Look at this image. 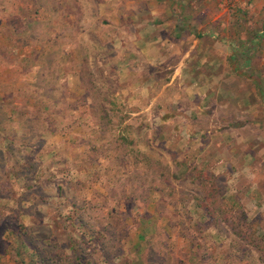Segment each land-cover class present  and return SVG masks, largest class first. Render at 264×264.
<instances>
[{
    "label": "rangeland",
    "instance_id": "obj_1",
    "mask_svg": "<svg viewBox=\"0 0 264 264\" xmlns=\"http://www.w3.org/2000/svg\"><path fill=\"white\" fill-rule=\"evenodd\" d=\"M254 2L198 3L219 17L213 34L212 17L199 24L219 43L213 64L197 58L206 99L176 84L130 115L145 103L116 96L102 44L120 23L111 11L143 10L140 0H0V25L39 29L35 46L0 49L12 67L0 74V264H264V30L246 18ZM209 124L211 137L195 129ZM199 168L224 183L221 214L212 179H194Z\"/></svg>",
    "mask_w": 264,
    "mask_h": 264
},
{
    "label": "crops",
    "instance_id": "obj_2",
    "mask_svg": "<svg viewBox=\"0 0 264 264\" xmlns=\"http://www.w3.org/2000/svg\"><path fill=\"white\" fill-rule=\"evenodd\" d=\"M140 1L145 6L143 10L127 9V11L122 12L121 9H116L111 11L113 16L118 17L120 23L114 29L115 35L102 44L107 49L109 48L108 50L110 51L105 63L106 66L110 65L112 67L110 78H113L119 85L118 91L115 93L116 96H123L128 104L134 99H141L145 103L144 106L136 110L127 108V112L130 115L148 113L154 104V102H150V98L156 99L162 96L163 93L168 95L169 92L175 89L176 84L182 91L181 96L185 95L188 97L193 93L194 95H199H195L196 97L202 98L201 96H203V99H206L207 93H199L203 87L200 88L198 85L197 58L201 52L206 53L204 57L206 63L213 64L215 59L214 51L215 49L218 50L219 47L216 44L219 43H215L213 37L208 36L209 30H207L205 35H201L199 24L203 22V16H205V20H209L212 17V24H208V28L211 29L213 34L215 32L214 20L219 17L210 15V9L199 13L198 3L201 0ZM203 1L206 2L208 0ZM209 1L223 3L232 0ZM251 1H257L256 5L254 2L257 9L252 10L246 18L251 20L253 25H257L258 29H260L259 32H261L264 30V0H235L240 5V8L244 7V2L251 3ZM207 7L209 8V5ZM20 8L21 4L19 3L18 7H15L14 13L24 22ZM245 8L248 9L250 6ZM23 26V24H19V26L11 24L10 26L0 25L1 50H20L23 49L24 45L35 46L37 44V42H31L30 34L38 33V27L34 29V26L31 25V30L29 31L27 30L28 28L23 29ZM48 31L49 28L46 27L45 33H48ZM54 31L55 28L52 26L50 33L53 34ZM41 32L44 33L43 31ZM198 37H201V39ZM209 37L211 38V44L198 42L204 40L203 38L207 39ZM250 42L256 44L255 39ZM3 64L5 67L0 65V74L4 72V68L11 67L7 62ZM14 69L16 70V68ZM10 71H12V67ZM159 76H163L164 79ZM206 76H209L206 81L213 80V75L211 77L208 73ZM160 80L162 82L158 85ZM151 89H156V91L159 90L160 92L152 96L149 93ZM1 102L2 100L0 99ZM170 103H172L168 105L170 107L166 106L169 111L174 104L173 102ZM185 112L190 111H182L184 114ZM190 115H192L191 112ZM175 116L177 117V115ZM182 125H186V120L183 121ZM195 129L202 134L205 133V136L211 137L210 124L203 127V129L200 127Z\"/></svg>",
    "mask_w": 264,
    "mask_h": 264
},
{
    "label": "trees",
    "instance_id": "obj_3",
    "mask_svg": "<svg viewBox=\"0 0 264 264\" xmlns=\"http://www.w3.org/2000/svg\"><path fill=\"white\" fill-rule=\"evenodd\" d=\"M203 167V166H202ZM203 169V168H202ZM197 170H199L198 172L196 171V173H197V177H195L194 179H199V177L202 175V173H205V175H206V177L205 178H207V180L206 181H209L210 180V178L212 179L211 180V182H209L206 186L209 188V195L211 196V197H216V201H217V205H219L220 206V209L218 210V213H222L223 211H225L226 209H225V203H227V201L225 200V198L223 197V196H221V195H219L218 194V190H219V188H220V186L221 185H223L224 183L223 182H219V179L220 178H218V177H216V176H214L213 174H211L207 169H206V171L205 172H202L201 170H200V168L199 169H197ZM191 174H193V171H190L189 172V174L187 175V177L189 178H191ZM214 177V178H213ZM204 178V179H205ZM194 179L193 180H191L192 182L194 181ZM201 179V178H200ZM224 180V179H223ZM202 197V195H200L198 198L199 199H203V198H201ZM202 206H203V209H204V211H205V213L206 214H208V215H210V211L208 210V207H207V204H206V202L204 201L203 202V204H202ZM232 209V208H231ZM239 209V208H238ZM239 211H241V209H239ZM79 223V222H78ZM81 225V224H80ZM239 234H240V236L242 237V239H243V241H245L246 239L248 240V237L246 236V235H244L242 232H239ZM244 243V242H243ZM248 243H249V241H248ZM257 248H259V246H257Z\"/></svg>",
    "mask_w": 264,
    "mask_h": 264
}]
</instances>
